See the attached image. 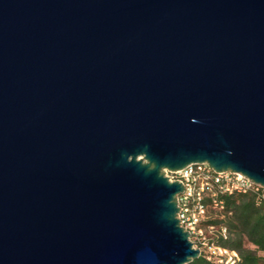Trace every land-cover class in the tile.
<instances>
[{"label":"water","instance_id":"obj_1","mask_svg":"<svg viewBox=\"0 0 264 264\" xmlns=\"http://www.w3.org/2000/svg\"><path fill=\"white\" fill-rule=\"evenodd\" d=\"M264 190V0H0V264H187L167 170Z\"/></svg>","mask_w":264,"mask_h":264},{"label":"built area","instance_id":"obj_2","mask_svg":"<svg viewBox=\"0 0 264 264\" xmlns=\"http://www.w3.org/2000/svg\"><path fill=\"white\" fill-rule=\"evenodd\" d=\"M166 174L170 179L183 183L184 189L177 195V217L180 224L190 232L194 246L196 241L193 237L203 245L207 243L204 240L203 224L208 218L209 205L225 210V197L236 194L254 193L259 200L264 198L260 183L241 172L216 171L207 162L191 163L176 171L167 170ZM226 229L225 227L224 231ZM209 248L215 255L214 260L219 264H234L240 258L238 252L233 249L216 244ZM207 257L212 259L211 255Z\"/></svg>","mask_w":264,"mask_h":264},{"label":"rangeland","instance_id":"obj_3","mask_svg":"<svg viewBox=\"0 0 264 264\" xmlns=\"http://www.w3.org/2000/svg\"><path fill=\"white\" fill-rule=\"evenodd\" d=\"M168 174L170 175V173ZM241 215L242 218L244 214L242 213ZM238 216L239 214L235 215L233 210H220L212 205H209L208 218L203 224L205 235L204 240L207 243L203 245L202 243L198 242L197 238H192L196 241L195 246L201 249V254H205L206 256L211 255L212 259L214 260L215 255L211 253L209 246L216 244L228 249L236 250L239 256V252H242L252 253L253 255L260 256L262 259L264 258V250L261 249L259 245L254 243L248 234V225L253 223L256 218L254 219L252 217V222H250L247 226L241 223L239 225L240 227H237V225L242 222L239 220L240 217ZM225 227L227 228L226 231H224ZM222 236L227 238L226 242H223L225 245L222 244Z\"/></svg>","mask_w":264,"mask_h":264},{"label":"trees","instance_id":"obj_4","mask_svg":"<svg viewBox=\"0 0 264 264\" xmlns=\"http://www.w3.org/2000/svg\"><path fill=\"white\" fill-rule=\"evenodd\" d=\"M224 200L225 210H233L235 212V215L239 214V220H241L242 222H240L237 227H240L239 225L241 223L247 226L250 222H252L253 218H256L253 223L248 225V234L251 240L254 241V243L259 245V247L264 250V198L259 200L256 194L248 193L229 195L226 196ZM242 213L244 214V216L241 218ZM226 239L227 238H224L222 236L223 245H225L223 242H226ZM239 253L240 258L234 264H264V258L262 259L260 256L253 255L252 253ZM187 264L219 263H217L213 259H208L205 254H201L198 258H195Z\"/></svg>","mask_w":264,"mask_h":264}]
</instances>
